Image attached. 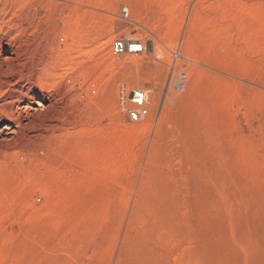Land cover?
<instances>
[{"label": "rangeland", "instance_id": "rangeland-1", "mask_svg": "<svg viewBox=\"0 0 264 264\" xmlns=\"http://www.w3.org/2000/svg\"><path fill=\"white\" fill-rule=\"evenodd\" d=\"M39 62L65 101L0 135V264H264V0H0V123Z\"/></svg>", "mask_w": 264, "mask_h": 264}, {"label": "bare ground", "instance_id": "bare-ground-1", "mask_svg": "<svg viewBox=\"0 0 264 264\" xmlns=\"http://www.w3.org/2000/svg\"><path fill=\"white\" fill-rule=\"evenodd\" d=\"M154 49H155L154 53H155L156 57H160L161 56V47H160L159 43L155 44ZM4 58H8V56H6ZM42 63L43 62H39L37 64V66H35V67L33 66L34 71L32 74L36 77V78L34 77V79L37 80V85H38L39 89H36V91H34L30 100H28V101L22 100L16 105V110H15L16 111V117L15 118L13 117L14 116L13 112H11V110H7V116L10 119H11V117H13V120H17V121L22 119V123L19 121L18 122L16 121L14 123L10 122V121H6V120L2 121L0 123V135L5 134L7 136H13V135L17 134L19 127H27L30 125L31 117L33 116V114L35 115V114L41 113V111L45 112V111L55 109V107H58L57 106L58 104L62 105L63 102L65 101V96L64 95L62 96V93H61L62 91L58 90L59 88H57L58 86L55 85L56 83H53V81H52V83L50 82V79H49L50 77L48 78V75H49L48 72L49 71L47 72L48 69L46 68L47 66H42V68H40V64H42ZM44 64H42V65H44ZM48 67H49V65H48ZM40 71H43V74ZM31 72H32V70H31ZM0 77L2 78V79H0V88H1V86L5 83V81H8V80H5V78H3L2 75H0ZM1 91H3V90H1ZM2 106L3 105L1 104V107ZM64 106H66V105H64ZM6 109L7 108L5 107L4 112L6 111ZM4 112H2V113H4ZM5 115H6V112H5ZM2 139L5 140L7 138H2Z\"/></svg>", "mask_w": 264, "mask_h": 264}, {"label": "built area", "instance_id": "built-area-1", "mask_svg": "<svg viewBox=\"0 0 264 264\" xmlns=\"http://www.w3.org/2000/svg\"><path fill=\"white\" fill-rule=\"evenodd\" d=\"M124 14L127 15V11L123 9ZM112 52L114 54L121 53H130V54H139L146 52L145 43L140 39L134 38H124L116 39L112 43ZM187 77L186 73L180 71L176 76L174 89L178 92L185 90L186 88ZM148 91L145 89H134L131 91L130 95H127L128 101L131 104L126 110L127 118L130 121H138L143 116L148 113L149 102H148ZM124 95L121 96L124 100Z\"/></svg>", "mask_w": 264, "mask_h": 264}, {"label": "crops", "instance_id": "crops-1", "mask_svg": "<svg viewBox=\"0 0 264 264\" xmlns=\"http://www.w3.org/2000/svg\"><path fill=\"white\" fill-rule=\"evenodd\" d=\"M145 46H146V44H145ZM146 50H147V46H146Z\"/></svg>", "mask_w": 264, "mask_h": 264}]
</instances>
